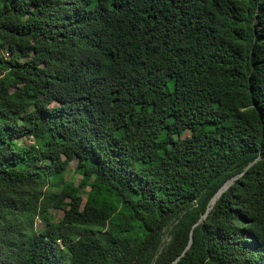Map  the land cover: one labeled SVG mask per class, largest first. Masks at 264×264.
Listing matches in <instances>:
<instances>
[{
    "label": "trees",
    "instance_id": "16d2710c",
    "mask_svg": "<svg viewBox=\"0 0 264 264\" xmlns=\"http://www.w3.org/2000/svg\"><path fill=\"white\" fill-rule=\"evenodd\" d=\"M0 264H264V0H0Z\"/></svg>",
    "mask_w": 264,
    "mask_h": 264
},
{
    "label": "rangeland",
    "instance_id": "374dc122",
    "mask_svg": "<svg viewBox=\"0 0 264 264\" xmlns=\"http://www.w3.org/2000/svg\"><path fill=\"white\" fill-rule=\"evenodd\" d=\"M4 53L6 54L7 52L5 51ZM71 169H72V171L67 175V179H71L76 184H78L82 178V173L80 170L76 169L75 163L72 164ZM50 213L54 217L55 222H58L63 217V211H61V210L51 209ZM44 228H45V223L42 220L37 218L35 221V229L38 232H41V231H43Z\"/></svg>",
    "mask_w": 264,
    "mask_h": 264
},
{
    "label": "water",
    "instance_id": "95a60500",
    "mask_svg": "<svg viewBox=\"0 0 264 264\" xmlns=\"http://www.w3.org/2000/svg\"><path fill=\"white\" fill-rule=\"evenodd\" d=\"M243 175V174H241ZM241 175H238L234 178H232L231 180L227 181L223 187L218 191V193L214 196V198L212 199L211 203H210V207L207 210V213L213 208V206L215 205V203L217 202V200L220 198V196L222 195V193H224L233 183L236 179H238ZM207 213L203 216L202 220H204L207 216ZM176 263V262H175Z\"/></svg>",
    "mask_w": 264,
    "mask_h": 264
},
{
    "label": "bare ground",
    "instance_id": "6f19581e",
    "mask_svg": "<svg viewBox=\"0 0 264 264\" xmlns=\"http://www.w3.org/2000/svg\"><path fill=\"white\" fill-rule=\"evenodd\" d=\"M164 241V240H163Z\"/></svg>",
    "mask_w": 264,
    "mask_h": 264
}]
</instances>
